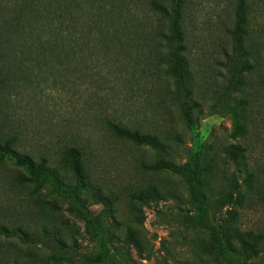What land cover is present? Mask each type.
<instances>
[{"label": "rangeland", "instance_id": "obj_1", "mask_svg": "<svg viewBox=\"0 0 264 264\" xmlns=\"http://www.w3.org/2000/svg\"><path fill=\"white\" fill-rule=\"evenodd\" d=\"M232 1L185 0L173 74L172 52L156 46L159 23L144 5L124 21L130 29L111 22L103 35L85 30L87 49L79 48V30L66 27L77 14L62 7L59 22L48 19L64 24L66 44L60 61L51 62L39 57V43L55 36L48 32L36 42L16 22L27 0H0L1 131L15 138L22 155L51 167L65 150H78L90 187L105 199L96 203L91 190L77 207L0 158V264H244L236 239L264 234V131L253 124L232 141L230 119L215 100L226 77L220 22ZM103 19L97 17L100 26ZM106 122L155 136L157 145L115 139ZM237 144L245 151L244 169L222 153ZM162 158L188 165L194 177L158 169ZM230 174L242 190L231 206L218 209L214 200ZM195 181L203 186L196 196ZM207 188L212 199L200 196ZM203 216L209 225L187 219Z\"/></svg>", "mask_w": 264, "mask_h": 264}, {"label": "trees", "instance_id": "obj_2", "mask_svg": "<svg viewBox=\"0 0 264 264\" xmlns=\"http://www.w3.org/2000/svg\"><path fill=\"white\" fill-rule=\"evenodd\" d=\"M140 5L146 6L157 18L160 32L154 30L158 38L156 43H159L156 46L168 50L169 55L172 52L174 60L167 64L170 65L169 72L176 74L179 64L178 56L182 51L184 38L185 0H79V3L75 0H27L15 18H17L16 22L23 25V28L31 30V36L36 42L39 41L37 37H42L48 32L55 36L45 44L39 43L41 54L38 53L41 60L48 56L46 60L53 62V60L60 61V56L63 54L61 47L66 45L60 38L64 24H52L48 19L52 15L57 18L56 22H59V18L62 19L64 16L62 7L65 6L70 14H77V21H74L75 23L70 21L69 26L66 27L69 30H79L81 36L79 48L87 49L89 43L83 38L85 30L90 34L98 31L103 35L106 24L113 22L117 27H122L124 21L129 19L130 13L141 7ZM230 5L224 24L220 22L224 37L220 53L224 61L226 77L215 100L222 102L221 107L225 112L223 115H227L231 122L229 137L232 141H237L247 134L248 128L253 124L260 123L264 131V0H233ZM93 14L95 19L91 18ZM99 15L104 18L101 26L100 19H98L99 22L97 21ZM124 27L130 29L126 24ZM140 29L147 33L144 26ZM152 33L148 31V35ZM68 43L77 45L75 41L72 43L69 40ZM32 48L36 50L34 46ZM70 51H73V47ZM0 76L2 77L1 70ZM183 114L186 119H189L190 109L183 108ZM106 129L115 139L136 146L155 148L158 142L155 136L143 134L139 130L132 131L115 123L106 122ZM222 153L227 163L235 166L241 164L243 168L245 151L240 145H228L223 148ZM0 158L18 167L21 175L28 172L34 180L37 179L38 184L40 183L38 180H41V183H45L59 198L71 201L77 207H84L87 202L86 194L90 195L88 192L94 191L88 183L81 154L74 148L65 150L60 155L57 166L51 167L43 158L37 162L31 156L18 152L15 138L5 135L0 126ZM193 163L196 164V160H193ZM155 167L183 178H187V175L194 177L188 165L176 166L163 158ZM61 171L67 178L60 176ZM246 181H248L247 176L245 184ZM195 184L196 187L192 190L194 196L198 195L199 189L203 187L196 181ZM221 189L219 198L214 200V206L218 209L231 206L234 198L241 192L242 185L235 174H230L226 176ZM96 193L93 192L89 196L90 199L97 197L96 203H103L105 199L101 196V192ZM200 196L212 199V190L207 188ZM75 206L72 212L77 211ZM187 219L189 223L196 226L209 225L207 217L204 216L198 219ZM236 243L237 253L242 257L244 264H264L263 233L256 236L249 233L241 235L236 239Z\"/></svg>", "mask_w": 264, "mask_h": 264}]
</instances>
